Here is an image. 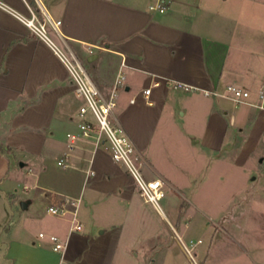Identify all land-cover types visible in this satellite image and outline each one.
Here are the masks:
<instances>
[{
    "label": "crops",
    "instance_id": "1",
    "mask_svg": "<svg viewBox=\"0 0 264 264\" xmlns=\"http://www.w3.org/2000/svg\"><path fill=\"white\" fill-rule=\"evenodd\" d=\"M2 1L9 9L0 8V144L9 149L5 152L0 148V264H89L93 257L109 256L111 260L118 251L133 253L139 235L133 222L143 212L131 202L135 193L140 196L133 178L122 164L112 159L105 146L95 148L90 142L80 141L66 158V165L60 163L69 152L67 133L78 130L74 106L82 101L76 96L59 57L17 14L29 16L31 8L38 9L41 5L52 17L60 19L63 39L53 34L54 39L62 44L66 41L75 53L79 49L78 56L82 49L89 56L98 54L89 61L95 78L89 74L105 95L122 68L151 83L145 89L159 82L160 87L151 90L148 100L145 89L142 92L148 105L167 98L169 90L174 89L168 80L194 85L202 92L223 90L231 83L245 87L253 100L246 102L250 109L244 124L232 132L248 129L240 157H249L259 146L264 135V118L253 103L264 81L259 71L264 52H260V57L257 54L262 59L254 69H245L236 61L235 52L243 47L233 50L235 31L225 23L235 18L230 13L229 0H155L156 6L148 0ZM159 4L164 11L157 8ZM243 52L246 53L240 54ZM228 59L233 61L229 64ZM125 82L123 95L119 92L122 88L118 90V105L125 121L130 119L134 121L130 125L137 127L148 119L155 123L161 109L133 106L132 81L126 75ZM231 121H235L234 114ZM141 155L143 165L153 173V167ZM26 167V174L34 176V190L29 196H20L19 188L12 186L16 179L11 176L24 174ZM157 177L164 179L159 174L152 178ZM85 194L86 209L92 213L89 229L72 233L74 217L69 213L67 231H63L61 221L48 223L51 234L60 235L62 240L70 237L71 245L66 252L55 251L53 246L47 248L24 234V212L34 215L38 202L58 205L66 198L80 199ZM22 201L26 202L25 207L20 205ZM97 212L105 220L100 224L95 217ZM146 218L148 225L151 219ZM31 220L40 221L34 216ZM15 221H19V235H13ZM117 221H126L133 229L131 233L123 235L125 231ZM107 225L113 229L108 231Z\"/></svg>",
    "mask_w": 264,
    "mask_h": 264
},
{
    "label": "rangeland",
    "instance_id": "2",
    "mask_svg": "<svg viewBox=\"0 0 264 264\" xmlns=\"http://www.w3.org/2000/svg\"><path fill=\"white\" fill-rule=\"evenodd\" d=\"M148 2L155 5V0ZM228 3L230 13L235 17L225 22L235 31L233 50L242 46L240 51H246L240 54L237 50L235 59L245 69H254L262 59L260 52H264V0H229ZM75 51L79 53V49ZM81 52L79 56L76 53L77 56L94 77L89 53L84 49ZM232 61L228 59L227 63ZM261 66L259 71L264 76V63ZM120 72L132 81L133 106L161 109L155 123L148 119L144 124L139 122L138 127L131 126L134 121H125L126 117L120 113L117 94L115 111L153 167V173L145 164L142 170L147 178L161 175L167 181V194L160 200L162 211H159L152 204L143 203L135 193L131 202L143 210L139 219L137 217L133 222L139 233L136 251H118L111 260L109 256L106 259L93 257L89 264H107L108 261L110 264H264V135L249 157L243 158L239 154L248 129L232 132L244 124L249 104L244 102L236 106L226 97L205 96L198 90L170 89L164 101L154 100L153 105H148L142 92L151 83H146L143 76L130 74L126 68ZM125 83L120 88L121 94ZM159 87L151 86V90ZM252 100V97L248 99ZM79 108L76 102L75 115ZM232 114L234 122L231 121ZM27 168L24 174L11 176L16 179L12 186L19 188L20 196H29L34 190V176L26 174ZM78 201L77 219L82 223L81 231L85 232L89 229L92 213L86 209V194ZM36 207L34 215L24 212L23 232L29 239L50 248L53 243L49 239L48 223L61 221L65 231L70 225L69 214L62 218L52 216L47 211V203L38 202ZM33 216L40 221L31 220ZM95 217L99 224L104 220L99 212ZM146 217L151 219L148 225L145 224ZM18 222L13 225V235H19ZM119 222L125 231L123 235L131 233L133 229L126 221H117V224ZM107 226L108 231L113 229ZM39 232L45 236L40 237ZM63 240L66 241V252L71 245L70 237Z\"/></svg>",
    "mask_w": 264,
    "mask_h": 264
},
{
    "label": "built area",
    "instance_id": "3",
    "mask_svg": "<svg viewBox=\"0 0 264 264\" xmlns=\"http://www.w3.org/2000/svg\"><path fill=\"white\" fill-rule=\"evenodd\" d=\"M0 8L9 9L2 0H0ZM157 8L161 12L164 11L162 4H159ZM17 16L36 36L44 40L52 48L66 67L72 84L74 85L76 96L83 100L78 111V130L67 133L69 152L60 160V163L66 165V158L71 155V151L77 148L80 141L90 142L95 148L105 146L110 152L112 159L116 163L122 164L133 178L143 200L146 203L152 204L159 211H162L160 200L167 194V182L160 177L147 178L145 176L142 170L143 157L129 134L119 122L115 113L118 90L123 86L125 81L124 73L120 72L117 75L111 91L108 95H105L97 87L85 65L66 41H63L62 45L54 39L53 34L63 39L61 30L62 21L60 19L52 17L41 5L38 6V9L31 8L29 16H23L21 14H17ZM167 83L174 89L186 92L199 90L198 87L181 81L168 80ZM157 85H159V82L155 81L152 86ZM144 93L148 100L151 87L146 88ZM203 93L207 96L229 98L236 106L248 102V99L251 97L248 89L234 83L226 85L223 90H203ZM148 103L151 102L148 101ZM253 105L264 118V81L261 84L257 99ZM78 200L66 198L58 205H49L48 212L51 215L59 216L68 213L73 215L74 224L72 230H81L82 224L76 219ZM39 236L44 237L45 235L43 232H40ZM49 239L52 241L55 251H62L66 246V242L58 235L51 234L49 235Z\"/></svg>",
    "mask_w": 264,
    "mask_h": 264
},
{
    "label": "water",
    "instance_id": "4",
    "mask_svg": "<svg viewBox=\"0 0 264 264\" xmlns=\"http://www.w3.org/2000/svg\"><path fill=\"white\" fill-rule=\"evenodd\" d=\"M98 57V54H92V55H90L89 57H88V60L89 61H92V60H94L95 58H97ZM20 164L23 166L24 165V163L23 162H20ZM20 205L22 206V207H25L26 206V202H24V201H22L21 203H20ZM100 232H102V231H100Z\"/></svg>",
    "mask_w": 264,
    "mask_h": 264
},
{
    "label": "trees",
    "instance_id": "5",
    "mask_svg": "<svg viewBox=\"0 0 264 264\" xmlns=\"http://www.w3.org/2000/svg\"><path fill=\"white\" fill-rule=\"evenodd\" d=\"M0 148L2 151H7V149H9V147H6L4 144H0Z\"/></svg>",
    "mask_w": 264,
    "mask_h": 264
}]
</instances>
